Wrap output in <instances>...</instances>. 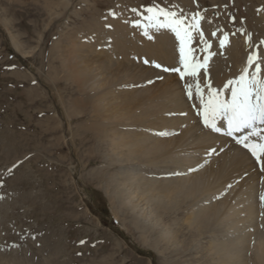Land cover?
<instances>
[{
  "label": "bare ground",
  "instance_id": "6f19581e",
  "mask_svg": "<svg viewBox=\"0 0 264 264\" xmlns=\"http://www.w3.org/2000/svg\"><path fill=\"white\" fill-rule=\"evenodd\" d=\"M71 1L45 0V6L66 8ZM180 8L186 14L206 10ZM226 11L208 9L204 14L211 22L202 21L210 52L216 53L208 78L218 89L239 75L255 50L244 33L233 28ZM257 13L264 16L262 9ZM149 31L153 39L133 23L117 30L110 21L66 34L61 52L76 90L71 101L86 108L78 119L89 116L85 123L76 119L82 122L77 129L86 130L102 154L108 152L106 168H118L109 176L113 195L120 209L131 214L144 245L161 254L174 253L188 247L185 238L180 241L185 236L192 238V250L203 252L204 264H264V206L259 200L264 171L234 142L200 125L193 107L199 101L187 98L178 74L163 70L178 66V41L167 30ZM225 32L229 43L221 48ZM193 46L202 48L198 38ZM259 53L264 57V48ZM206 54L196 53L201 59ZM210 148L217 154L210 155ZM11 262L1 250L0 264H16Z\"/></svg>",
  "mask_w": 264,
  "mask_h": 264
},
{
  "label": "rangeland",
  "instance_id": "374dc122",
  "mask_svg": "<svg viewBox=\"0 0 264 264\" xmlns=\"http://www.w3.org/2000/svg\"><path fill=\"white\" fill-rule=\"evenodd\" d=\"M152 2L72 0L50 9L45 0H0V235L6 231L13 239L4 252L11 263L204 264L192 238L182 236L188 247L164 254L140 240L131 214L112 192L109 176L118 168H106L108 152L102 154L94 138L77 129L89 116L76 121L86 108L71 101L76 90L61 52L67 33L110 21L121 30L143 18L131 9L142 12ZM155 2L227 10L233 28L251 34V47L264 48L257 23L264 24L257 13L264 11V0Z\"/></svg>",
  "mask_w": 264,
  "mask_h": 264
},
{
  "label": "snow or ice",
  "instance_id": "6c2138e0",
  "mask_svg": "<svg viewBox=\"0 0 264 264\" xmlns=\"http://www.w3.org/2000/svg\"><path fill=\"white\" fill-rule=\"evenodd\" d=\"M142 9V12L136 8L131 11L143 17V20H134L133 24L143 30L144 36L148 39L154 38L150 34V29L157 32L167 30L173 33L178 41V66L165 67L163 70L176 73L182 81H185L183 87L187 98L199 101V104H193V107L197 109V115L201 117L203 125L213 133L234 137L235 142L248 150L261 171H264V57L259 53V45H255V50L249 52L246 65L239 75L229 79L223 88L218 89L213 87L208 78L209 62L216 53L210 52L212 45L206 39L202 28V21L211 22L204 14L206 10L186 14L179 5L164 7L155 0L147 6H142ZM111 14L116 15L115 12ZM231 19L234 21L235 17ZM219 31L220 29L217 28L211 35L215 37ZM239 31L244 33V29ZM246 37L251 41V34H246ZM197 38L202 45L200 49L193 46ZM228 43L229 33L225 32L219 40V46L224 48ZM259 43L264 45V40ZM198 50L207 54L202 59L198 58L196 55ZM144 63H153L157 68L162 67L155 61L145 60ZM224 90L230 91V99L224 98ZM159 135L166 136L169 133L160 132ZM209 154H217V149L210 148ZM15 167L17 165L9 168L8 174H11ZM259 200L264 206V191L260 192Z\"/></svg>",
  "mask_w": 264,
  "mask_h": 264
}]
</instances>
